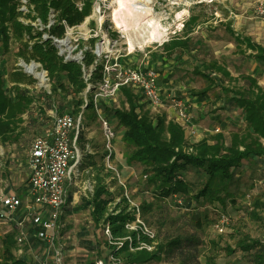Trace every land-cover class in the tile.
<instances>
[{
    "label": "rangeland",
    "instance_id": "374dc122",
    "mask_svg": "<svg viewBox=\"0 0 264 264\" xmlns=\"http://www.w3.org/2000/svg\"><path fill=\"white\" fill-rule=\"evenodd\" d=\"M89 1V15L82 23L67 27L64 37L59 38L65 42L59 43L53 38L58 52L64 59L75 57L78 60L82 58L83 50L90 49L96 55L97 62L104 63L109 57L112 59L117 56L118 59H123L131 56L135 58V62L131 61L135 64L129 63L130 65H139L143 61L160 72L163 63L160 57L166 55L162 43L174 35H181L183 22L190 14H198L199 22L190 32L193 49L185 50L178 59L172 60L174 67L169 70L171 74L168 76V92L171 94L168 97L166 95L165 100L162 98V103H166L168 99V104H172V97H182V91L179 90L182 86L191 88L186 91L187 93L207 86L210 80L194 72V68L198 67L201 71H207L213 82L205 98H202L204 102L200 110L199 108L193 110L195 116L191 113L193 116L189 124L196 122L202 129H211L209 135L221 132L225 143L229 142L233 131H242L240 127L243 128L245 124L241 109L235 103L223 101L220 82L242 88L248 84L242 75H252L264 88V64L254 57L238 53L234 36L227 27L230 26L235 33L250 36L254 41L264 45V0ZM135 2L144 8H134L132 4ZM78 5L81 7L82 2L78 1ZM260 6L263 8L262 12L259 11ZM115 8L117 15L126 24L123 29L115 26L111 20V13ZM19 9L23 12L27 11L24 4ZM20 19L26 18L21 16ZM32 23L41 28L38 19ZM153 34L156 37H152ZM91 38L94 40L92 46L89 44ZM129 43L132 44V48L129 47ZM18 45L17 41L13 39L10 41L9 51L0 55V65H3L7 71L12 69L23 72L26 79H33L29 87L32 88L31 91L41 93L38 81L26 70L24 65L26 61L15 56ZM105 51H111L110 56L105 57L103 55ZM214 62L223 66L230 75L225 76L217 69L212 70L209 64ZM5 77L7 78L6 74ZM8 86H10L9 82ZM55 98V105L61 111L71 110V106L63 103L57 94ZM103 102L114 107L126 106L120 92L104 99ZM149 107L152 114L160 112L159 108H162ZM39 119L44 121V125L38 122ZM49 121L47 114L45 118L40 116L39 101H34L31 108L23 114L21 124L23 129H16L6 142L0 141V194L22 193L28 176L26 156L29 143L37 132L43 130V126H48ZM112 122L110 120L115 131V139L112 140L113 151L116 146L124 147L129 152V148L121 140L122 129ZM81 123H83L84 147L80 146V148L83 147L84 151L79 163V173L76 180H73L75 184L73 182L68 187L69 202L61 213L62 226L55 231V245L63 253L64 264H70L81 255L93 257L96 261L102 260L103 264H124L115 260L109 254L108 246L104 244L109 240L105 232L107 225L103 222L97 224L91 217L90 208L82 207V198L89 197L93 192L96 183L95 174L99 169L104 175L103 181L109 191L115 193L116 200L121 195H125L133 207L138 206L143 200L152 204L144 218L140 217V219L155 234L154 244H162L163 250L158 260L146 264H252L254 248L246 254L236 248L233 254L227 255L224 247L227 245L234 247L238 241L246 237L264 241V208L255 214L252 212L254 196L261 195L264 201V158L250 156L243 159L240 166L234 170L229 186L234 201L228 199L225 206H221L228 224L224 225L223 232H218L211 223L217 215L212 214L213 210L209 209V204L206 210L204 205L198 202L185 200L181 203V200L173 195L159 196L155 185L147 181L142 171L144 167L150 166L148 163L146 165L132 161L127 163L133 171L128 177H122L119 172L125 187L121 185L113 173L105 168L104 137L95 108L84 110ZM262 142L264 143V140ZM87 147L89 152L86 150ZM122 159L121 157L120 164H123ZM184 175L193 188L199 187L205 179V174L199 169H190ZM75 208L79 210H73ZM205 213L208 219L204 218ZM198 222L200 224H197ZM175 236L196 237L198 244L195 251L187 250L183 253L178 250L168 251L165 245ZM2 237L0 231V243ZM86 239L89 243L93 242L97 245L100 252L95 250L87 252L82 249L81 246ZM26 242H28L26 246L15 251L16 256L26 259L30 264H51V247L34 238L26 239Z\"/></svg>",
    "mask_w": 264,
    "mask_h": 264
},
{
    "label": "trees",
    "instance_id": "16d2710c",
    "mask_svg": "<svg viewBox=\"0 0 264 264\" xmlns=\"http://www.w3.org/2000/svg\"><path fill=\"white\" fill-rule=\"evenodd\" d=\"M78 1L82 2L81 7ZM22 4L27 7V11L23 12L19 9ZM89 13V0H0V55L9 51L10 41L13 39L19 44L15 51L16 58L21 57L26 62L31 60L39 62L47 70L52 81L49 94L42 89L41 93H35L29 88L33 79H26L19 70L7 71L3 65H0V141L2 143L6 142L16 129H23L21 125L23 114L31 108L34 101H39V114L43 118L46 117L47 107L56 102V94L63 103L71 106V112L79 113L83 102L82 91L86 85L81 64L91 65L96 60V55L90 49H85L81 60L64 59L58 52L53 38H63L67 27L82 23ZM21 16L26 19H20ZM35 19L40 21L41 28L32 23ZM198 22L199 15L190 14L183 22L182 34L174 35L162 43V49L168 60L178 59L182 52L193 49L190 32ZM227 30L234 36L238 53L254 57L264 64L262 43L252 40L250 36L235 33L230 26ZM44 33L45 37H42ZM93 41L92 38L89 40L90 46L93 45ZM209 66L225 76L230 75L216 62ZM101 72L102 64L96 62L90 80L92 82L99 80ZM194 72L210 80L203 89L191 92L197 97H202L212 85V77L207 71H201L198 67L194 68ZM242 78L248 82L246 87L236 88L220 82L223 101L237 104L245 124L243 128L240 127L242 131L232 132L228 143L224 142L223 134L219 131L198 141H189L184 127L178 121L172 117L168 118L163 111L152 114L150 110L143 109L138 104L140 96L135 93L134 88L127 85L119 88L126 106H110L103 100L99 101L98 106L109 121L111 118V122L113 121L116 126L124 127L121 140L129 148L130 161L142 165L150 164L142 171L147 181L155 185L159 196L173 195L181 199V203L185 200L198 202L204 205L206 210L209 204V209L213 210L212 214L218 217L225 214L221 206L224 207L228 199L234 201L229 186L234 170L240 166L241 161L250 156L264 158L262 142L264 88L252 75H242ZM88 108L94 110L92 102L85 105L83 112ZM38 122L44 125L43 120L39 119ZM83 134L81 129L77 143L84 147ZM83 147L81 149H84ZM190 169H199L205 174L204 182L197 188H193L184 175ZM103 176L101 169L96 171L93 192L89 197L82 198V207L90 208L91 217L97 224L103 222L107 225L112 241L130 236L133 247L130 248L127 239H124L120 246L105 241L109 254L124 264H146L158 260L163 250L162 244L156 243L150 250L134 248L138 246L137 241L152 243L155 239L149 238L140 229L130 230L125 226L135 219L136 208L129 204V199L125 195H121L116 200L115 193L109 191ZM151 205L150 202L143 200L137 206L140 217L144 218ZM261 208H264V201L261 195H256L252 198V212L255 214ZM204 218L208 219L206 213ZM92 243L88 240L82 246L87 252L94 250L100 252L99 247ZM197 244L198 240L194 236H175L169 239L165 246L168 251L178 250L183 253L187 250L194 252ZM18 247L16 229L7 231L1 238L0 264H30L26 259L15 255ZM236 248L243 254L254 248L252 264H264V241L246 237L238 241L234 247L227 245L224 250L227 255H231ZM77 264H96V259L81 255Z\"/></svg>",
    "mask_w": 264,
    "mask_h": 264
},
{
    "label": "built area",
    "instance_id": "2783aa9c",
    "mask_svg": "<svg viewBox=\"0 0 264 264\" xmlns=\"http://www.w3.org/2000/svg\"><path fill=\"white\" fill-rule=\"evenodd\" d=\"M259 11H263L261 6ZM55 40L61 43V39L55 38ZM110 52L105 51L103 55L108 57ZM78 60H81V58ZM96 62L97 59L89 66L81 64L82 75L86 85L82 91L83 102L79 113L74 114L69 109L61 111L59 107H56L55 103H51V106L46 110V114L50 118L48 126L32 137L27 149L26 166L28 176L23 192L29 197L31 206H36L31 219L33 224L37 226L36 236L52 248L51 264H64L63 253L55 245V231L59 226L60 214L67 201L66 185L73 181L79 173V163L84 149H81L78 145L77 137L79 131L83 129L81 116L85 105L92 102L100 118L104 137L103 160L105 168L111 171L121 185L125 187L113 162L112 140L115 137V131L110 121L99 109V101L113 97L119 92V88L122 85H127L139 90L152 108H158L163 102L159 92L158 72L154 67L123 65L117 56L112 59L109 57L105 59L104 63L99 62L102 64L101 78L92 82L90 80L91 72ZM24 65L26 70L32 73L38 81L39 87L43 92L49 94L51 80L47 70L36 61L24 63ZM27 66H30V68H27ZM171 101L177 117L187 123L190 120L187 102L179 96L172 97ZM86 150L89 152L88 147ZM0 204L7 213L23 205L22 199L17 193L0 194ZM23 206L25 208L31 207L29 204ZM135 208V219L126 223L125 226L130 230L140 229L142 233L154 240L155 234L140 219L138 207L136 206ZM3 217L4 212L0 211V218ZM211 223L216 231L223 232L224 225L228 224V219L224 214H221L212 220ZM105 232L108 234L110 243L120 246L122 241L127 239L130 242V248L133 249L130 236L117 238L112 241L108 227H106ZM17 241L20 245H23L21 236L18 235ZM137 245L134 248L150 250L154 246V241L152 243L137 241ZM96 264H103V261L98 260Z\"/></svg>",
    "mask_w": 264,
    "mask_h": 264
},
{
    "label": "crops",
    "instance_id": "0c3cea01",
    "mask_svg": "<svg viewBox=\"0 0 264 264\" xmlns=\"http://www.w3.org/2000/svg\"><path fill=\"white\" fill-rule=\"evenodd\" d=\"M160 58H161V60H163L161 69H159L160 72H158L154 66H150V67H154L155 70L158 72L159 92H160V95L162 96V98L164 99V98H166V95L168 97V95L171 94L170 92H168L169 91V89H168V76L171 74V73H169L170 72L169 70L170 69L172 70L173 67H174L173 66L174 61H172V59L168 60V57L166 58L165 56H162ZM121 59L122 58L119 59L120 63H122L121 62ZM122 61H123V63H122L123 65H125V64L130 65L129 63L135 62V58L134 57H131V56H128V57H124L122 59ZM131 61H133V62H131ZM133 64H135V63H133ZM131 66H135V67H139V66H141V67L144 66L145 67L146 66V67H149L148 64L146 65V63L145 62L143 63V61L139 65H131ZM188 89H191V88H189L187 86H185V87L182 86V88L179 89V90L182 91V95L181 96H182V98L188 104L187 111L189 112L190 119H192V116L194 115V113H193L194 111L193 110H196L198 108L200 110L201 104H202V102H204L203 101L204 99H202V98H205L206 93L208 92V90H207V92L202 97H197L196 95H193L191 92L187 93L186 91ZM134 91H135V93L138 96H140V99L138 100V104L143 109L150 110L149 104L147 103V101L143 97V94L139 90H137V89H134ZM194 91H196V90H194ZM194 91H192V92H194ZM144 104H146V106H144ZM162 104H163L162 106H159V107H162L161 109L158 107L159 110H160V112L163 111V112L166 113V115H167L168 118L169 117H172L176 121H178L184 127V129H185V135H186V137H187V139L189 141H191V142L198 141L202 137H208L209 134L212 132L211 129H207V128H205V129L203 128L202 129V128H200V126L198 127V125H197L196 122H194V124L193 123H190L189 124V122L191 120H189L187 123H184L183 121H181L177 117V115H176V113L174 111V108H173L172 104L171 103L168 104V99H167V102L166 103H162ZM154 109H157V108H154ZM191 113L193 115H191ZM110 120H112V119L110 118ZM186 127H187V129H186ZM120 128L122 130L124 129L123 126H120ZM121 157L123 158L122 161H123V164L124 165L123 164H120ZM113 160H114L113 161L114 162V165L116 166L118 172L121 173L122 177L123 176L124 177H128V176H130L132 174L131 172L133 171V168H131V166L130 167L127 166V163L129 164V162H130L129 152L124 147L123 148L122 147L119 148V147H116L115 146ZM74 180H76V178ZM73 182L74 181H71L69 184L66 185L67 201H66L65 206L62 209V212H63L64 208L67 206V203L69 202L68 187ZM74 184H75V182H74ZM18 195H20V197L22 199L23 205H25V204H29V206L32 205L30 203V201H29L30 200L29 197L27 195H25V193L23 191H22V193H20ZM23 205L20 206V208H18L16 210H13V211H10V212L7 213V211L5 212L4 207L0 204V211L1 212H4V217L3 218H0V225H2L0 227V229H1L0 231H2V234L4 235L7 231L12 230V229H16V239H17L18 235L21 236V238H22V244H23V245H20L19 244V247H18L19 249H20V247L26 246V244L28 243V242H26V239L34 238V239H37L39 241H42L41 239H39L36 236L35 231H36L37 226L33 224L32 219H31V215H32V213L35 212L36 206H31L29 208H27V207L25 208ZM73 210H77L78 211L79 208H75ZM61 226H62V222H61V214H60V222H59V226L56 229V231L59 228H61ZM87 241L88 240L86 239L83 242V244L84 243H87ZM42 243H45V242L42 241ZM81 248L83 249L84 247L81 246ZM84 249L87 251L86 248H84ZM77 260L78 259L72 260V262L70 264H77Z\"/></svg>",
    "mask_w": 264,
    "mask_h": 264
},
{
    "label": "bare ground",
    "instance_id": "6f19581e",
    "mask_svg": "<svg viewBox=\"0 0 264 264\" xmlns=\"http://www.w3.org/2000/svg\"><path fill=\"white\" fill-rule=\"evenodd\" d=\"M121 5V3H119V6ZM132 6L134 7V8H144L143 6H141V5H138V2H135L134 4H132ZM112 15H111V20H112V22L114 23V25L115 26H118V27H120V28H125V26H126V24L124 23V21L117 15V10H116V8L112 11V13H111ZM152 37H156V35L155 34H153L152 35ZM62 43L63 42H65V40H63V41H61ZM129 47L130 48H132V44L131 43H129ZM27 68H30V66L28 67L27 66Z\"/></svg>",
    "mask_w": 264,
    "mask_h": 264
},
{
    "label": "water",
    "instance_id": "95a60500",
    "mask_svg": "<svg viewBox=\"0 0 264 264\" xmlns=\"http://www.w3.org/2000/svg\"><path fill=\"white\" fill-rule=\"evenodd\" d=\"M72 59H76L75 57H72Z\"/></svg>",
    "mask_w": 264,
    "mask_h": 264
}]
</instances>
